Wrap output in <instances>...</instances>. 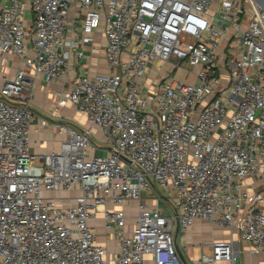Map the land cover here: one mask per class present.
I'll return each mask as SVG.
<instances>
[{"label": "built area", "instance_id": "built-area-1", "mask_svg": "<svg viewBox=\"0 0 264 264\" xmlns=\"http://www.w3.org/2000/svg\"><path fill=\"white\" fill-rule=\"evenodd\" d=\"M99 30L109 70L90 75ZM183 63L193 81L172 78ZM38 76L66 85L58 106L89 122L40 155ZM153 189L169 212L144 200ZM99 212L115 254L89 224ZM196 219L229 236L189 264H239L240 242L264 256V0H0V264H186L176 234Z\"/></svg>", "mask_w": 264, "mask_h": 264}, {"label": "crops", "instance_id": "crops-1", "mask_svg": "<svg viewBox=\"0 0 264 264\" xmlns=\"http://www.w3.org/2000/svg\"><path fill=\"white\" fill-rule=\"evenodd\" d=\"M105 43L106 38L103 32L99 30L96 32L94 44L85 47L86 58L83 62L88 74L95 75L96 73L108 72V63L103 48L101 51L95 49L98 46L104 47ZM12 64L11 72L21 66L20 62L15 58ZM73 73L71 71V75ZM33 83V100L31 104L33 117L30 123V146L34 154L40 155L59 149L61 142L69 137L68 133L62 130V127H74V125L86 127L89 122L86 116L79 113L72 105L58 106L61 91L66 88V85L55 81L48 82L42 76L35 77ZM43 119L49 120L47 126H41V120ZM92 141L95 145V149L92 150L93 155L101 156L109 152L107 142L99 127H94ZM47 195L56 197L59 204L69 205L75 203L73 198L78 196V193L72 192L68 196H64L59 192H49ZM147 202L150 204L151 200ZM125 208L128 209L129 205ZM129 213L131 215V211ZM132 214L135 213L132 212ZM89 224L95 230L96 242L100 245H105L110 255L119 251L118 238L115 234L116 229L114 227H106L103 213H96L89 220ZM133 225V219H128L127 231H131ZM228 236L229 232L220 225L196 219L185 234H176V245L182 251L187 264H189L191 257L196 258V255L200 254L202 250H207L209 242L226 239ZM240 247L242 248V253L239 257V264H264V256L251 253L247 243L240 242Z\"/></svg>", "mask_w": 264, "mask_h": 264}, {"label": "rangeland", "instance_id": "rangeland-1", "mask_svg": "<svg viewBox=\"0 0 264 264\" xmlns=\"http://www.w3.org/2000/svg\"><path fill=\"white\" fill-rule=\"evenodd\" d=\"M187 69H189V66L186 63H183L181 65V67H179L175 73L172 74V78L175 81H191L194 76L191 74L189 75ZM143 197L144 200L146 199L147 201H150L152 198H158V200L161 202V204L163 205L162 207V212H169L170 211V207L169 205L166 203L165 198L169 197V194L167 191L165 190H161V189H153L152 191H148V192H144L143 191ZM206 253H209V249L207 248V250H205ZM200 256V254L196 255V258H198Z\"/></svg>", "mask_w": 264, "mask_h": 264}, {"label": "water", "instance_id": "water-1", "mask_svg": "<svg viewBox=\"0 0 264 264\" xmlns=\"http://www.w3.org/2000/svg\"><path fill=\"white\" fill-rule=\"evenodd\" d=\"M176 230L178 231V226H177ZM176 248H177V251H178L181 259L187 264V262L185 261L184 255H183L182 251L180 250V248L178 246H176Z\"/></svg>", "mask_w": 264, "mask_h": 264}]
</instances>
